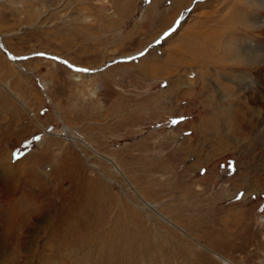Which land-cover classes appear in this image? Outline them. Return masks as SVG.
Wrapping results in <instances>:
<instances>
[{"label": "rangeland", "instance_id": "obj_1", "mask_svg": "<svg viewBox=\"0 0 264 264\" xmlns=\"http://www.w3.org/2000/svg\"><path fill=\"white\" fill-rule=\"evenodd\" d=\"M0 264H264V0H0Z\"/></svg>", "mask_w": 264, "mask_h": 264}]
</instances>
